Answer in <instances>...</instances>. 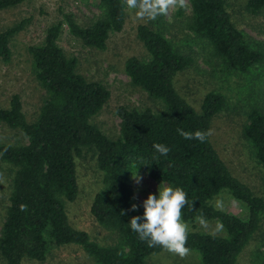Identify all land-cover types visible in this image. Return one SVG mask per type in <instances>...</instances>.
Masks as SVG:
<instances>
[{"label":"trees","instance_id":"obj_1","mask_svg":"<svg viewBox=\"0 0 264 264\" xmlns=\"http://www.w3.org/2000/svg\"><path fill=\"white\" fill-rule=\"evenodd\" d=\"M101 15L91 25L81 26L73 14L52 24L42 44L29 49L33 73L45 96L38 115L30 121L20 96L0 107V124L17 131V144L0 143V166L11 175L12 192L0 236V264H44L51 247L77 245L97 264H148L166 249L149 247L131 230L130 220L143 217L132 178L138 171L158 183L181 187L188 205L182 209L189 224L203 215L208 222L223 224L224 235L197 230L188 234L187 247L197 252L202 264H238L239 257L264 226V175L262 191L255 192L235 177L212 142L186 140V132L212 129L214 120L227 106L219 92L208 93L196 111L176 87V78L194 62L160 30L139 25L137 37L147 59L129 58L125 73L131 84L162 103L159 111L120 106V134L105 135L93 123L111 99L106 85L88 80L79 72V60L59 45L64 25L83 46L104 51L113 33H121L127 21L124 0H94ZM24 0H0V11L20 6ZM189 27L211 49L213 58L224 67L250 74L264 63L260 45L252 41L233 20L228 0H190ZM249 14L264 17V0H247ZM183 9L180 11V15ZM28 21L0 32V61L12 60L11 42ZM243 137L251 144L255 159L264 170V107L247 113ZM169 149L163 156L153 145ZM85 153L96 159L103 173V191L91 206V215L104 228L117 234L111 246L95 243L84 231L75 229L67 204L80 194L77 160ZM222 193L247 206L246 219L218 209L214 200ZM136 211H131L132 205ZM27 205V211L20 206ZM140 222H144L141 220Z\"/></svg>","mask_w":264,"mask_h":264},{"label":"rangeland","instance_id":"obj_2","mask_svg":"<svg viewBox=\"0 0 264 264\" xmlns=\"http://www.w3.org/2000/svg\"><path fill=\"white\" fill-rule=\"evenodd\" d=\"M233 20L246 35L260 45L264 53V17H256L247 11V0H228ZM181 15L179 14L180 11ZM73 14L76 21L84 27L91 25L100 17V9L94 0H24L15 8L0 11V32L27 20L23 31L11 42L12 60L9 64L0 61V107L8 106L12 96H20L24 111L30 121H34L42 105L45 93L33 73L29 49L43 43L48 28L63 19L62 12ZM190 0L184 8H172L166 15L155 20L136 17L134 10L128 9L125 28L121 33H113L104 51L85 47L74 38L64 25L59 45L65 52L79 60V72L90 81L101 82L111 91V99L93 123L112 139L120 134L121 121L116 114L120 106L159 111L162 103L149 97L142 89L131 84L125 73V63L129 58L147 59L148 54L137 37L139 25H148L163 32L184 54L193 58V64L176 78L180 95L196 110L201 111L205 96L219 92L226 96L227 106L214 120L212 142L227 163L233 175L246 183L255 194L262 191L263 168L255 159L251 144L243 137L242 129L247 122V113L253 107H264V63L250 74L225 70L211 54L210 47L199 40L189 27L191 17ZM21 137L17 131L0 124V143L17 144ZM80 194L73 203L67 204L72 226L86 232L90 239L102 246L118 242L117 234L101 226L91 215L95 196L103 191V173L98 169L96 159L85 153L77 160ZM143 179L137 183L132 178L133 189L141 211L143 201L149 194L158 196L160 183L149 175L139 173ZM12 180L8 168L0 166V236L5 220ZM165 185L169 186L167 183ZM223 201V211L246 219L248 209L245 204L222 193L214 200ZM217 222H208L202 227L198 222L191 223V230L215 235ZM25 264H39L26 261ZM44 264H97L81 247L68 245L51 247L48 260ZM148 264H202L197 252L180 258L167 250L148 260ZM238 264H264V226L255 235L249 246L239 257Z\"/></svg>","mask_w":264,"mask_h":264},{"label":"clouds","instance_id":"obj_3","mask_svg":"<svg viewBox=\"0 0 264 264\" xmlns=\"http://www.w3.org/2000/svg\"><path fill=\"white\" fill-rule=\"evenodd\" d=\"M129 10H134L138 19L155 20L157 17L166 15L172 8H184L186 0H124ZM186 140L195 139L201 143L213 134L212 129L205 131L186 132L177 130ZM153 148L160 155L166 156L170 149L164 144H155ZM133 179L139 183L143 178L138 175V171L133 175ZM158 196L149 194L143 201V217L134 216L130 220L131 230L136 232L139 238L147 241L149 247L161 246L167 251L184 258L191 254V249L187 247L188 234L191 226L184 221L182 209L188 205L187 193L181 187H170L163 182L158 186ZM223 201H217L216 207L223 210ZM21 211H27V205L20 206ZM131 211L137 210V205L133 204ZM143 220L144 222H140ZM197 222L207 228L208 221L203 215L196 217ZM223 224L217 223L215 231L223 230Z\"/></svg>","mask_w":264,"mask_h":264}]
</instances>
